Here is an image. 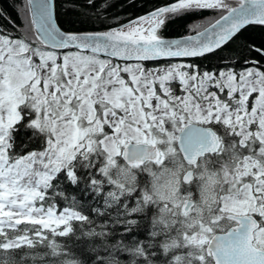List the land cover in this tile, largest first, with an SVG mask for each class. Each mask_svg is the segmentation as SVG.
I'll return each instance as SVG.
<instances>
[{
  "label": "snow or ice",
  "instance_id": "snow-or-ice-1",
  "mask_svg": "<svg viewBox=\"0 0 264 264\" xmlns=\"http://www.w3.org/2000/svg\"><path fill=\"white\" fill-rule=\"evenodd\" d=\"M23 12L0 10V264H264V42L241 43L264 0L104 31L64 30L55 0Z\"/></svg>",
  "mask_w": 264,
  "mask_h": 264
},
{
  "label": "trees",
  "instance_id": "trees-1",
  "mask_svg": "<svg viewBox=\"0 0 264 264\" xmlns=\"http://www.w3.org/2000/svg\"><path fill=\"white\" fill-rule=\"evenodd\" d=\"M169 0H95V7H85V0H55L58 20L64 30L67 31H104L107 26H116L117 19L121 22H127L130 18L145 15L146 13L162 7ZM26 0H0V10L6 14L11 20L15 21L18 27L24 23V5ZM102 4H107L106 8H101ZM99 9V19L97 18V10ZM87 13V15H85ZM213 18V13L205 12L202 15L186 14L167 22L163 30L166 38H178L192 32L189 27L195 24H206L208 19ZM103 20V23H101ZM0 24L7 21L0 18ZM255 42L259 45L264 42V29L252 28L243 33L241 43ZM220 55L228 56L227 49ZM198 63H202L205 67H211L222 63L217 56H208ZM76 191V190H73Z\"/></svg>",
  "mask_w": 264,
  "mask_h": 264
},
{
  "label": "water",
  "instance_id": "water-1",
  "mask_svg": "<svg viewBox=\"0 0 264 264\" xmlns=\"http://www.w3.org/2000/svg\"><path fill=\"white\" fill-rule=\"evenodd\" d=\"M191 34H194V33H191ZM188 35H190V34H188ZM178 38H181V37H178ZM169 39H173V38H169Z\"/></svg>",
  "mask_w": 264,
  "mask_h": 264
}]
</instances>
